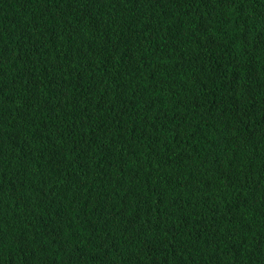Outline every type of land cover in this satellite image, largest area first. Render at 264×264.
Instances as JSON below:
<instances>
[{
    "label": "trees",
    "instance_id": "16d2710c",
    "mask_svg": "<svg viewBox=\"0 0 264 264\" xmlns=\"http://www.w3.org/2000/svg\"><path fill=\"white\" fill-rule=\"evenodd\" d=\"M0 264H264V0H0Z\"/></svg>",
    "mask_w": 264,
    "mask_h": 264
}]
</instances>
